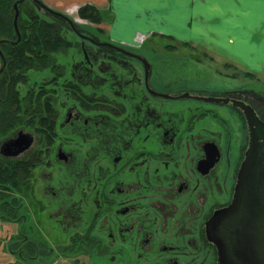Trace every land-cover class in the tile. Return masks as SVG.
I'll use <instances>...</instances> for the list:
<instances>
[{"label":"flooded vegetation","instance_id":"flooded-vegetation-1","mask_svg":"<svg viewBox=\"0 0 264 264\" xmlns=\"http://www.w3.org/2000/svg\"><path fill=\"white\" fill-rule=\"evenodd\" d=\"M32 4L42 20L56 21L75 36L69 40L61 33L67 47L59 51L35 49L27 55L35 63L30 68L16 65L12 50L0 47V87L5 88L0 90V165L18 169L17 192L9 200L24 208L21 193L37 182L32 194L45 204L32 199L49 222L41 230L33 224L26 230V216L12 218L19 212L16 205L2 210L6 223L18 225L4 246L16 261L12 264L68 263V226L77 233L81 226L84 243H99L102 250L91 264H202L203 246L216 252L212 264H220L208 225L232 203L249 129L241 107L203 99L244 103L263 121L260 107L244 96L228 98V89L190 95L171 91L165 82L166 88L158 87L168 70L138 48L82 36L67 15L40 1ZM20 41L19 33L0 40V46ZM179 73L178 82H184L187 72ZM19 87H30L27 96H8L9 88L17 96ZM15 141L22 151L3 155L2 146ZM54 172L63 175L54 181ZM73 187L80 189L78 195ZM84 212H91L88 225L81 224ZM96 226L101 242L91 235ZM49 227L60 239L47 233ZM31 230L42 233L30 239Z\"/></svg>","mask_w":264,"mask_h":264},{"label":"crops","instance_id":"crops-1","mask_svg":"<svg viewBox=\"0 0 264 264\" xmlns=\"http://www.w3.org/2000/svg\"><path fill=\"white\" fill-rule=\"evenodd\" d=\"M39 1L72 20L90 7L101 17L97 30L116 44L159 36L200 52L227 76L238 69L264 82V0Z\"/></svg>","mask_w":264,"mask_h":264},{"label":"rangeland","instance_id":"rangeland-1","mask_svg":"<svg viewBox=\"0 0 264 264\" xmlns=\"http://www.w3.org/2000/svg\"><path fill=\"white\" fill-rule=\"evenodd\" d=\"M14 14V12H12ZM24 15V14H23ZM22 16V13H21ZM75 20H73V24L76 27L78 33L82 36L88 37L90 39H93L95 41H109L102 33L99 32V30H97V28L95 27L98 24L95 23H91L90 21L87 20H82L77 17L74 18ZM86 21V22H85ZM66 27H62V33H66V37L69 40H73L75 34H73V32L71 30L67 31ZM69 32V33H68ZM66 37L64 39H66ZM121 46H127V47H132V48H138L139 51H141L142 55L147 57L148 61H150L151 63H153L154 65H162L163 66V70H168V73L165 74V80L163 78V84H157L156 85H160L158 87L161 88H166L167 86H165V83H168V89H170L171 91L174 92H179L177 94H182V93H188L190 95H193L195 93L198 92H206V93H211V94H217L220 92H224L228 89L227 95L228 98H240L241 96H244L245 98L248 99V102L250 103V105L255 108L257 110L256 107H260L257 111L259 112L260 117L262 118V120L264 121V82L262 83L260 80H257V78L255 76H251L247 73L241 72L238 69H230L228 70V74H230L228 77L225 75V70L223 71L221 66H217L215 64H213L211 62V60H208L206 57H204L200 52H190V50L188 48H182V46H180L177 42L173 41V40H164L162 38H160L159 36H150L148 37V39L142 44L141 42H138V44L135 46V44H133L134 46L131 45H125V44H119ZM78 47V46H77ZM89 50L90 53H93L95 50V47L87 48ZM110 54H113V52L108 51ZM189 52V54H188ZM159 57V58H158ZM117 58H121V56L117 57ZM124 58V57H123ZM76 59H80L79 56H76ZM127 60V59H124ZM62 61V59H61ZM132 62V61H131ZM133 64H135L134 62H132ZM187 72L184 73L182 76H184V82H178L176 74H178V72H180L179 74L182 73V71ZM222 70V72L220 71ZM195 73V74H194ZM188 77V78H187ZM234 77V78H233ZM190 78H194V80H191ZM236 78V79H235ZM30 79L32 80V76L30 77ZM180 81V79H179ZM193 81V82H192ZM178 82V84H177ZM192 84H189V83ZM32 81H30L29 86H31ZM155 85V86H156ZM191 85V86H190ZM27 86V85H26ZM28 88H24V87H19V93L16 94L14 93L12 95V97H23V96H27L28 93ZM89 93V92H88ZM261 96H260V95ZM90 95V94H89ZM202 95V94H201ZM64 95H60V97H63ZM223 97V96H221ZM59 101H62L59 100ZM14 107H16V104H14ZM18 113V112H16ZM22 113V112H20ZM15 120H17V117H14ZM12 132L9 133V135L7 136H12ZM1 137V136H0ZM2 139H0L1 142ZM12 167H9V169ZM6 170V169H4ZM8 170V169H7ZM5 172V171H4ZM53 177H54V181L61 178L62 177V173L59 172H54L52 173ZM21 185V184H20ZM38 183H33L28 185L27 187H25V190L21 193L22 200L20 199V202L22 203L25 202V206L24 208L20 207V205H18V202L15 201H11L10 200L11 197L13 196V194H15L17 192L16 189L11 190V189H5L6 186H1L0 187V195L2 197V199L0 200V212H3L2 210H6V212H9L12 208V205H16V211L17 212L14 216L16 217V219H18V217L22 214L23 216H26L28 219L27 221L24 223V227L27 230L29 225H34V228L40 229L41 227L45 226L46 224H49V222H47V215L45 214H40V209L38 208L37 204L33 201L32 199V190L35 188L37 189ZM89 188H92V185L89 186ZM74 187L72 188L73 194L75 193L76 195H78V192L80 189H78V191H75ZM94 192V191H93ZM18 196V194H17ZM35 197V199H42L44 202L45 200L43 198H40V196L36 195L33 196V198ZM45 199H47L46 201H48L49 196L48 197H44ZM77 198V196L74 197V199ZM2 204L5 205V207H2ZM45 204V202H44ZM46 207V206H45ZM3 208V209H2ZM20 208V209H19ZM21 210V212H20ZM46 213V212H45ZM85 213V217L83 216V223L84 225H88L90 218H87L88 216H86V213H91V212H84ZM205 214V212H203ZM210 213V212H209ZM209 213H206L207 215ZM209 216V215H208ZM203 217V216H202ZM87 218V219H86ZM89 219V220H88ZM87 221V222H85ZM99 221V220H98ZM55 223V222H54ZM69 224V223H68ZM70 225V224H69ZM96 225L98 226L97 222ZM18 225H16L15 223H6L5 221L0 220V264H12V263H16V261L14 260V258H12L11 256L8 255V253L6 252V248L5 243L8 239H11V236H13L16 233V227ZM97 226L94 229V232L91 233L92 236H94V238L96 237L98 240L101 239V234H99V230L97 228ZM73 227V226H72ZM75 227V226H74ZM71 228L70 226H68V263H62V264H76L75 261L79 260L82 261L83 263L86 264H91V260L92 258H97L98 254L102 249L98 245H96L97 243L93 242V243H84L83 240H87L85 239L83 236V229H81V226L79 228L78 231L80 232H75V228ZM202 229H203V225H202ZM51 235H57L58 239L59 238V233L55 232L56 229L54 228H47L46 229ZM30 239H34L36 238V235L38 236L39 234H41L42 232H39V234H34L31 231H27ZM27 233H25L27 235ZM46 234V233H44ZM49 234H46V236H49ZM65 235L62 234V239L64 238ZM82 238H84L82 240ZM61 239V240H62ZM51 240H53V238H51ZM204 239L202 238V241ZM57 240H53V242H56ZM100 241V240H99ZM101 242V241H100ZM57 244V243H56ZM215 252V251H214ZM213 252V253H214ZM111 250H108V252L105 253L106 255V259L109 260L110 256H111ZM61 257L64 258L63 255H61ZM109 257V258H108ZM214 257V258H212ZM96 260V259H95ZM199 261L203 264H212L213 261H216V252L214 254H211L208 250V248L206 247H201L200 250V257H199ZM103 264V263H102ZM108 264H112V260L111 262L109 261ZM216 264V262L214 263Z\"/></svg>","mask_w":264,"mask_h":264},{"label":"water","instance_id":"water-1","mask_svg":"<svg viewBox=\"0 0 264 264\" xmlns=\"http://www.w3.org/2000/svg\"><path fill=\"white\" fill-rule=\"evenodd\" d=\"M22 1L24 0L13 4V27L18 38L17 5ZM48 12L52 13L50 10ZM68 21L70 26H73V21ZM143 63L148 65L145 61ZM203 100L224 101L241 107L249 129L248 148L239 169L232 203L214 214L208 225V238L218 250L220 264H264V122L244 103L232 100ZM10 144L2 146L3 155L16 156L23 149L19 142ZM8 149L12 150L9 154Z\"/></svg>","mask_w":264,"mask_h":264},{"label":"trees","instance_id":"trees-1","mask_svg":"<svg viewBox=\"0 0 264 264\" xmlns=\"http://www.w3.org/2000/svg\"><path fill=\"white\" fill-rule=\"evenodd\" d=\"M15 0H0V40L15 39V31L13 27V4ZM19 17L17 20V28L21 35V41L16 46L1 44V48H7L10 55L15 58V64L30 68L35 64L32 58L27 55H35V49L38 54L40 50H48L55 48L56 51L67 47V42L61 37L62 25L50 19H41L33 9L31 0H24L18 6ZM22 13V16H21ZM24 14V15H23ZM78 16L82 20L90 21L91 23L98 24L101 21L100 15L90 7H83L78 10ZM1 88L0 90H4ZM9 97L14 94L12 89L9 88ZM11 106V105H10ZM4 172L0 165V187L6 186L5 189H16L18 186V169L17 167L7 168ZM2 199L0 195V200ZM15 201V200H13ZM3 207V206H2ZM3 209V208H2ZM15 212V211H14ZM13 214V213H12ZM15 215V213H14ZM15 219L16 217H12ZM0 220L6 219L1 216Z\"/></svg>","mask_w":264,"mask_h":264}]
</instances>
